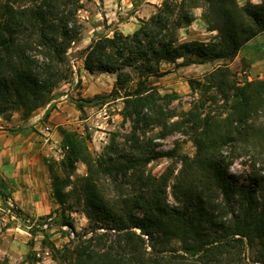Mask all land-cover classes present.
<instances>
[{
    "label": "trees",
    "instance_id": "16d2710c",
    "mask_svg": "<svg viewBox=\"0 0 264 264\" xmlns=\"http://www.w3.org/2000/svg\"><path fill=\"white\" fill-rule=\"evenodd\" d=\"M82 6L83 0H0V116L17 112L21 121L9 130L30 126L40 108L46 107V117L54 89L71 77L67 53L80 40ZM196 8L215 34L181 41L179 29L195 20ZM260 33L264 0H161L132 33H97L80 50L88 73L115 74L107 96L121 99L131 129L124 145L110 137L94 158L89 134L58 127L66 150L61 159L46 161L58 225L76 237L67 264H264V176L261 184L254 177L251 188L237 184L223 153L224 147L232 153L248 148L264 165V78L238 81L227 65L242 49L263 54L264 42L249 44ZM251 62L241 56L243 70ZM198 63L213 68L201 79L188 78L201 93L189 110L177 112L169 106L177 94H161L152 81L168 72L163 64ZM218 101L220 110L212 109ZM149 126L161 138L187 133L194 155H180L175 172L174 149L157 150L140 135ZM161 157L171 159L162 173L146 171ZM78 162L86 172L72 179ZM0 199L26 218L1 174ZM72 212L87 219L88 237L74 232ZM47 240L43 235L41 242Z\"/></svg>",
    "mask_w": 264,
    "mask_h": 264
},
{
    "label": "rangeland",
    "instance_id": "374dc122",
    "mask_svg": "<svg viewBox=\"0 0 264 264\" xmlns=\"http://www.w3.org/2000/svg\"><path fill=\"white\" fill-rule=\"evenodd\" d=\"M237 1L239 4H244L246 1L254 3L260 2V0ZM116 3L117 5L115 6L114 4L113 9L117 12L118 10L122 11L125 6H122L119 0ZM136 4L134 0H129V11H133L132 5L135 7ZM103 5L104 0H83V6L78 11L79 21L81 23L80 40L72 44L67 53L72 75L67 81L60 82L54 89L53 100L51 101V109L56 107L57 103L61 102L59 103V110L63 107V104H66V112L70 113L69 122L59 126L69 130H75L83 136L89 134L90 140L88 141V147L94 158L104 151L105 146L110 142V137L114 136L116 142L124 145L131 129V119H123L120 113L122 108L121 99H112L107 96L112 88L109 78L107 76H100L98 73H88L83 68L80 55V50L95 34L104 33L102 32L104 27L99 31L94 30L97 24L102 25L103 23L100 15ZM194 11L196 15L195 20L190 25L179 29V39L181 41L191 39L206 41L215 34L214 31L207 30L206 24L200 18L201 8H196ZM103 24L105 27L107 26L105 23ZM259 35L260 37H257ZM263 41L264 33H260L251 39L249 44H260ZM254 54L256 55L253 49H242L233 60L227 62V65L233 70L235 78L238 81H242L245 77L248 79L257 78L254 74H250V66L243 70L241 63V56L253 59ZM164 65V70H168V72L160 77L154 78L152 81L153 85L161 94L175 92L177 96L169 102V106L174 107L177 112H186L190 109L192 103L197 101L201 91L200 89H192L188 82L184 87L180 85H176L175 87L172 81H165L163 77L165 78L171 72H176L179 66L174 64ZM212 68H209L208 71ZM204 74H191L190 76L201 79ZM179 75L183 78L187 76L182 73ZM221 103L222 101H218V103L211 105V108L220 110L218 106ZM79 104H82V107H79ZM207 104H209V101ZM204 110H207V108L205 107ZM263 117L261 116L260 118L262 119ZM11 118L16 121L19 120V113H13ZM139 133L141 136L151 138L153 146L157 150L174 149L176 152V156L173 158L176 167L175 172L181 166V162L178 161L180 155L189 157L194 155L195 146L190 136L183 131H174L161 138L158 137V129L149 126L144 128L143 133ZM59 147L60 149L57 155L48 156L45 158V161L50 158H54L55 160L62 158L66 150V146L63 147L62 145V137ZM223 153L228 154L229 166L227 172L234 182L251 188L255 186L253 183L255 181L253 178L255 177L258 180L256 182L261 184V179L264 176V165L261 160L254 156L253 150L248 148L244 150L236 149L232 153L231 147H224ZM170 162L171 159L168 157L154 159L147 164L146 171L158 176ZM85 172V165L78 162L71 177L73 179L76 175L82 176ZM105 181L108 182V179ZM124 185L128 186L126 183ZM167 191L168 201L173 203L170 188H167ZM18 207L21 209L20 206ZM51 207L50 211L39 216L29 215L21 209L26 217L22 218L9 210L2 200L0 201V264L68 263L71 258V248L76 243V237L67 225H61L60 229L58 225L60 223V217H57L55 213L58 204L53 199L51 201ZM69 216L74 226V232L77 235H81V237H88L91 232L88 229V222L85 216L79 212H72ZM38 226L44 230H37ZM45 234H47L48 240L46 243H43L41 239Z\"/></svg>",
    "mask_w": 264,
    "mask_h": 264
},
{
    "label": "crops",
    "instance_id": "0c3cea01",
    "mask_svg": "<svg viewBox=\"0 0 264 264\" xmlns=\"http://www.w3.org/2000/svg\"><path fill=\"white\" fill-rule=\"evenodd\" d=\"M134 1L137 4L135 7L132 5L133 11H129V0H119L125 7L117 12L113 9L114 4L117 5V0H104L100 15L107 26L105 27L103 23L97 24L94 30L99 31L104 27L102 32L107 35H111L116 29L124 34L132 33L138 27L139 19H146L152 15L161 2V0ZM261 48L264 50V44ZM164 66V64L161 66L163 70ZM212 67V63L181 65L176 72H171L163 79L172 81L175 87L176 85L184 87L188 78H192L191 74L202 75ZM249 72L256 77H264V53L254 55ZM181 73L187 75V78L181 77L179 75ZM98 74L107 76L113 85L115 74ZM59 103L48 111L46 117L45 108L36 110L31 116L32 124L20 130H9V127L20 123V120L12 118L7 120L0 116V174L9 186L14 203L29 215L39 216L52 208L50 178L45 158L57 155L61 143L57 127L69 122L70 119V113L65 109L66 104L59 110ZM46 123L53 126L50 139H46L42 131V126Z\"/></svg>",
    "mask_w": 264,
    "mask_h": 264
},
{
    "label": "built area",
    "instance_id": "2783aa9c",
    "mask_svg": "<svg viewBox=\"0 0 264 264\" xmlns=\"http://www.w3.org/2000/svg\"><path fill=\"white\" fill-rule=\"evenodd\" d=\"M52 129L53 128H52L51 124H49V123H46L42 126V131L44 132L46 139H50Z\"/></svg>",
    "mask_w": 264,
    "mask_h": 264
}]
</instances>
